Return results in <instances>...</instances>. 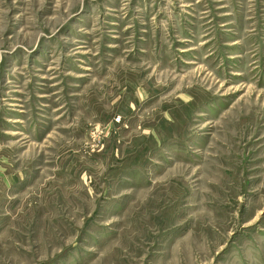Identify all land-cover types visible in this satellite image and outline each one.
I'll return each mask as SVG.
<instances>
[{
	"label": "rangeland",
	"instance_id": "obj_1",
	"mask_svg": "<svg viewBox=\"0 0 264 264\" xmlns=\"http://www.w3.org/2000/svg\"><path fill=\"white\" fill-rule=\"evenodd\" d=\"M0 264H264V0H0Z\"/></svg>",
	"mask_w": 264,
	"mask_h": 264
}]
</instances>
